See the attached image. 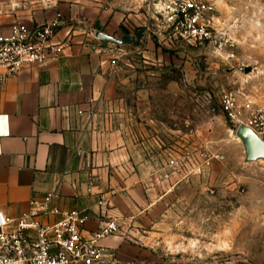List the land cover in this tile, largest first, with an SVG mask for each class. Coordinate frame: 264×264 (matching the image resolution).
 Segmentation results:
<instances>
[{
  "label": "rangeland",
  "instance_id": "obj_1",
  "mask_svg": "<svg viewBox=\"0 0 264 264\" xmlns=\"http://www.w3.org/2000/svg\"><path fill=\"white\" fill-rule=\"evenodd\" d=\"M213 1L216 48L150 39L147 49L125 43L124 55H111V112L140 114L148 136L171 145L190 172L173 178L153 207L117 221L111 251L124 262L264 264V160L245 161L218 104L223 91L264 102V0ZM202 150L222 159L206 165Z\"/></svg>",
  "mask_w": 264,
  "mask_h": 264
},
{
  "label": "crops",
  "instance_id": "obj_2",
  "mask_svg": "<svg viewBox=\"0 0 264 264\" xmlns=\"http://www.w3.org/2000/svg\"><path fill=\"white\" fill-rule=\"evenodd\" d=\"M57 15L63 21L52 39L60 46L58 56L0 83V115L6 116L9 132L0 138V212L18 216L29 200L55 191L54 205L84 210L91 232L110 218L139 216L185 172L167 167L172 146L148 136L151 129L141 126L140 114L123 108L114 114V100H107L113 44L95 34L135 39L143 20L137 3L0 0V35L15 21L33 26ZM150 42L130 44L147 49ZM119 47L117 59L126 50ZM152 122V117L145 121ZM113 239L102 243L111 247Z\"/></svg>",
  "mask_w": 264,
  "mask_h": 264
},
{
  "label": "built area",
  "instance_id": "obj_3",
  "mask_svg": "<svg viewBox=\"0 0 264 264\" xmlns=\"http://www.w3.org/2000/svg\"><path fill=\"white\" fill-rule=\"evenodd\" d=\"M134 1L143 16L141 40L153 39L166 47L220 45L221 18L215 14L213 0ZM62 24L59 15L33 26L15 21L7 33L0 35V83L17 76L24 68L44 66L58 56L60 46L52 39ZM112 44L110 51L114 50L111 55L115 59L117 47ZM218 104L234 128L245 125L264 139V102L223 91ZM0 118H5L0 120L1 138L9 132L6 116ZM199 157L206 165L222 159L220 154H208L206 150ZM166 165L172 171H181L186 168V161L170 156ZM90 190L89 184L87 192ZM56 198V192L51 191L41 199H31L27 210L18 216L0 212V264H140L122 261L111 247L102 243L117 232L116 218L100 222L89 232L84 210L60 209L54 205Z\"/></svg>",
  "mask_w": 264,
  "mask_h": 264
},
{
  "label": "water",
  "instance_id": "obj_4",
  "mask_svg": "<svg viewBox=\"0 0 264 264\" xmlns=\"http://www.w3.org/2000/svg\"><path fill=\"white\" fill-rule=\"evenodd\" d=\"M95 36L102 40H108L116 45H123L125 43H134L139 40L142 36V31L139 30L135 39L129 36L116 39L112 36L103 34L102 32H97ZM252 70L250 67L245 68V71ZM234 134L239 138L242 143L245 161H255L258 159L264 160V139L259 138L249 127L245 125H238L234 129Z\"/></svg>",
  "mask_w": 264,
  "mask_h": 264
},
{
  "label": "bare ground",
  "instance_id": "obj_5",
  "mask_svg": "<svg viewBox=\"0 0 264 264\" xmlns=\"http://www.w3.org/2000/svg\"><path fill=\"white\" fill-rule=\"evenodd\" d=\"M235 135V134H234ZM236 137V136H235ZM237 138V137H236ZM238 140H239V138H237ZM239 142H240V140H239Z\"/></svg>",
  "mask_w": 264,
  "mask_h": 264
},
{
  "label": "snow or ice",
  "instance_id": "obj_6",
  "mask_svg": "<svg viewBox=\"0 0 264 264\" xmlns=\"http://www.w3.org/2000/svg\"><path fill=\"white\" fill-rule=\"evenodd\" d=\"M3 119H5V118H0V120H3Z\"/></svg>",
  "mask_w": 264,
  "mask_h": 264
}]
</instances>
